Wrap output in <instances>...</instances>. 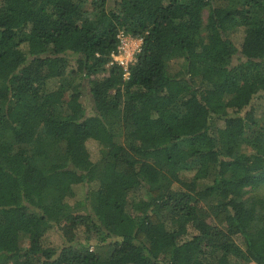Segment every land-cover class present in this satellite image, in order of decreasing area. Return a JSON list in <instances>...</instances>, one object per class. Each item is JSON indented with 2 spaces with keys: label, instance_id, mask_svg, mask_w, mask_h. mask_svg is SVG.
<instances>
[{
  "label": "trees",
  "instance_id": "16d2710c",
  "mask_svg": "<svg viewBox=\"0 0 264 264\" xmlns=\"http://www.w3.org/2000/svg\"><path fill=\"white\" fill-rule=\"evenodd\" d=\"M260 98L264 0H0V264H264Z\"/></svg>",
  "mask_w": 264,
  "mask_h": 264
},
{
  "label": "built area",
  "instance_id": "2783aa9c",
  "mask_svg": "<svg viewBox=\"0 0 264 264\" xmlns=\"http://www.w3.org/2000/svg\"><path fill=\"white\" fill-rule=\"evenodd\" d=\"M119 40L118 48L112 53L109 66L118 65L123 70V75L128 78L130 75V67L136 61V57L142 51L143 37L134 36L125 30H121L117 34Z\"/></svg>",
  "mask_w": 264,
  "mask_h": 264
},
{
  "label": "rangeland",
  "instance_id": "374dc122",
  "mask_svg": "<svg viewBox=\"0 0 264 264\" xmlns=\"http://www.w3.org/2000/svg\"><path fill=\"white\" fill-rule=\"evenodd\" d=\"M205 13H206L205 15H207L208 11L206 10ZM242 35H243V33H242ZM84 85H85V89H84L85 95H84L82 100L85 101L86 100L85 96L87 95V92L89 91L90 85H89L88 81H84ZM259 102L261 104H264V98H260ZM24 121H25V116L23 115L20 118V122L23 123ZM83 140H84V149H85L87 155L90 156L93 160L98 159V157L100 156L99 143L90 137L84 138ZM77 194L79 196L81 194L79 189L77 190ZM72 200L74 201V198H72ZM113 219H116V218L113 217ZM45 242L47 244H52L54 246H59V245L63 244V238L60 234V231L58 229L50 230L45 236ZM252 264H258V263L253 262Z\"/></svg>",
  "mask_w": 264,
  "mask_h": 264
}]
</instances>
